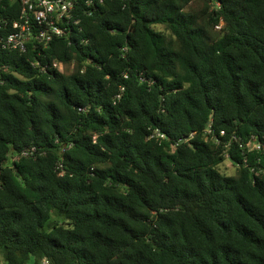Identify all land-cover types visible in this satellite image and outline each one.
Instances as JSON below:
<instances>
[{
    "label": "trees",
    "instance_id": "obj_1",
    "mask_svg": "<svg viewBox=\"0 0 264 264\" xmlns=\"http://www.w3.org/2000/svg\"><path fill=\"white\" fill-rule=\"evenodd\" d=\"M80 27L0 57V264H264V0H106Z\"/></svg>",
    "mask_w": 264,
    "mask_h": 264
},
{
    "label": "built area",
    "instance_id": "obj_2",
    "mask_svg": "<svg viewBox=\"0 0 264 264\" xmlns=\"http://www.w3.org/2000/svg\"><path fill=\"white\" fill-rule=\"evenodd\" d=\"M106 0H0V57L5 53L27 52L29 45L36 56H44L55 39L73 37L74 31L81 30V20L91 16ZM39 72L55 70L65 72L66 66L60 61L41 64L31 62ZM70 64V68L73 67ZM6 68V67H4ZM120 95L116 96L119 99ZM207 133H210L208 130ZM150 139L162 141L165 135L159 129H153ZM251 145V144H247ZM252 149L259 146L252 144ZM34 148L23 150L14 160L32 155ZM40 264H51L46 258Z\"/></svg>",
    "mask_w": 264,
    "mask_h": 264
},
{
    "label": "rangeland",
    "instance_id": "obj_3",
    "mask_svg": "<svg viewBox=\"0 0 264 264\" xmlns=\"http://www.w3.org/2000/svg\"><path fill=\"white\" fill-rule=\"evenodd\" d=\"M66 71V69H65ZM219 171L221 173L227 174V175H234L235 174V168L231 165L229 161H225L220 167ZM34 261L33 257H30L28 260V264H32Z\"/></svg>",
    "mask_w": 264,
    "mask_h": 264
}]
</instances>
